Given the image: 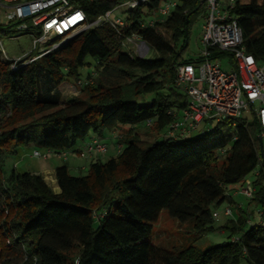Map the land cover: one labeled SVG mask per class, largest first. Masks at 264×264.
I'll use <instances>...</instances> for the list:
<instances>
[{"label": "trees", "instance_id": "1", "mask_svg": "<svg viewBox=\"0 0 264 264\" xmlns=\"http://www.w3.org/2000/svg\"><path fill=\"white\" fill-rule=\"evenodd\" d=\"M122 1L77 0V5L92 19ZM179 1L170 16L152 27L138 26L137 11L127 17L123 34L137 33L152 58L130 57L104 25L18 70L11 71L0 60L3 259L25 258V264H264V227L246 226L241 215L217 228L227 233L225 241L203 250L187 246L170 251L145 240L162 210L191 224L197 235L216 230L210 206L223 201L233 205L227 186L240 184L256 170L254 199L264 204V156L260 128L252 116L233 128L225 121L197 136L161 137L139 145L138 126L163 132L173 119L167 111L181 110L187 103L173 85L174 68L189 63L181 55L190 17L200 5ZM234 13L246 52L264 64V0H236ZM14 25L0 24V39L14 32ZM87 57L100 75L97 84L83 86L85 98L62 102L57 89L64 80L90 77L91 71L84 78L79 74ZM229 61L235 68L230 56ZM102 78L112 79L114 86H106ZM134 97H149L150 103L140 106ZM120 125L129 128L118 137L117 156L92 160L84 176L70 175L66 166L55 169L59 193L39 175L12 170L4 177L1 172L6 157L22 146L67 152L90 135L102 141ZM94 213L103 216L96 219ZM233 235L238 237L235 243L230 241Z\"/></svg>", "mask_w": 264, "mask_h": 264}, {"label": "built area", "instance_id": "2", "mask_svg": "<svg viewBox=\"0 0 264 264\" xmlns=\"http://www.w3.org/2000/svg\"><path fill=\"white\" fill-rule=\"evenodd\" d=\"M203 10V24L199 34V60L189 63L177 64L174 68V87L186 98V106L181 110H168L172 116L171 122L166 126L161 137L167 140H181L194 133L209 131V125L225 121L235 127L238 120L247 118L245 112L254 117L259 125V138L264 141V64L246 52L243 46L241 29L235 17L236 0H196ZM177 3L169 0H124L103 14L89 19L85 12L77 5V0H0V24L14 23V32H21L9 36L8 41L17 40L21 36H28L31 47L28 53L35 51V56L28 57V53L14 55L4 49V38L0 39V60L8 63L11 71L26 66L44 54L59 48L62 44L72 40L79 34L108 26L115 37L120 41L121 47L130 57L146 58L149 47L137 33L124 35L122 30L128 25L127 17L131 12H138L137 24L140 28L152 27L162 22L177 7ZM165 3L163 6L162 4ZM123 7L127 15L125 18H110L111 13ZM152 12L153 19L144 21V16ZM53 37L58 41L47 44ZM225 53L228 59V70L222 68V56ZM27 55V56H26ZM30 55V54H29ZM216 56V57H215ZM229 56L235 63L230 64ZM95 73L88 79H78L76 84L83 87L92 84ZM147 126L150 121L145 122ZM107 151V145L98 137L93 136L86 142L80 151L85 159L96 160ZM121 145L117 146V153ZM32 157L48 159L58 157L66 160V152H55L48 149H33ZM254 176L256 177L257 174ZM254 180L245 178L234 195H241L253 201L255 197ZM226 195L230 196L227 191ZM242 206V205H241ZM241 206L238 207L241 209ZM222 214L234 220L231 207L224 208ZM258 222L245 219V224H257L264 227V211H258ZM103 215L93 214L94 218ZM217 214L212 213V218ZM231 242H237L238 237L233 236Z\"/></svg>", "mask_w": 264, "mask_h": 264}, {"label": "rangeland", "instance_id": "3", "mask_svg": "<svg viewBox=\"0 0 264 264\" xmlns=\"http://www.w3.org/2000/svg\"><path fill=\"white\" fill-rule=\"evenodd\" d=\"M171 3H177L179 0H169ZM163 6L165 3L162 4ZM127 15L126 10L121 7L116 10H114L110 18L113 19L115 17L125 18ZM153 19L152 12L148 15L144 16V21L149 22ZM1 23H6L5 19H1ZM203 24V10L198 11L196 14L192 15L190 17V25L187 31V42H186V48L184 52L181 55V59L183 61L187 62H195L199 60V50H200V44H199V34L201 31V26ZM17 34H22L21 32L16 33H6L2 35L1 37L4 38L3 44L4 49L6 52L14 54V55H20L28 53L27 50L31 47V40L28 36H21L17 40L8 41L6 39L9 36H14ZM53 41H47V44H52ZM30 54V55H29ZM28 57L35 56V51L30 52L27 54ZM26 55V56H27ZM148 58L153 57V52L149 53ZM222 68L228 70V59L227 57L222 58ZM95 65L94 60L91 57H87L84 61V66L79 69L80 77L84 78V76L88 72L95 73L93 67ZM25 67V66H23ZM22 68V67H21ZM99 73H95L94 79L92 80V85L97 84V78H99ZM104 84L107 86H114V81L112 79H106L102 78ZM77 79L74 78H67L64 80L59 86H58V92L60 93V99L62 102H67L68 100H71L73 98H85L86 94L82 90L83 87H80L76 84ZM132 101H135L140 106H146L150 103L149 97L148 99H142L141 97H134L131 99ZM245 116L248 119H251V116L248 112H245ZM215 124L209 125V128H214ZM129 128L128 125H120V128L116 131H119V135L125 133V131ZM138 135L139 137V145L141 147L149 145V143L153 141H159L161 139V136L163 132L157 133L155 131H149L148 129L142 128L141 126H138ZM165 131V129H164ZM230 131H232V128H230ZM197 133H194L192 136H197ZM118 137L114 138L112 143L107 140V151L103 155L99 156L98 159L102 162L107 161L109 158L117 156V141ZM77 145L74 146V149H76ZM19 149V150H18ZM17 151L22 150H28L30 147H20ZM21 156V155H20ZM19 155H11L6 157L3 165L1 166V172L4 175V177H7L9 173L14 170L17 173L23 172V166L24 165H35L37 163L43 164L47 161H43L42 159H36V158H28L24 157L20 161L18 159L20 158ZM50 159V158H49ZM48 159V160H49ZM51 159H54V157H51ZM90 159H79L77 161L76 168H72L71 163L69 160L63 162L58 161L61 164L66 163L69 174L73 176H84L87 174L88 167L90 164ZM254 172L250 173L246 176L247 179L254 180ZM239 183L229 185L227 186V191L230 193L231 199L234 202L233 205H230L227 201H223L219 204H212L210 206L211 212H215L217 214V217L213 219V226L216 228V230L212 232H206L201 235H197L192 231L191 224L189 223H180L176 219L170 217L167 213V211L162 210L159 214V217L157 221L153 224V231L152 234L145 238V240L149 241L152 245L158 246L161 248H164L166 250L170 251H177L183 247L187 246H193L200 250L205 249L206 247L210 245H216L220 244L221 242L225 241L227 238V233L223 232L222 230H217V228L223 227L225 224L227 218L222 214L225 207L229 206L231 207L232 211L234 212V216L238 217L239 215L243 216L245 219L250 218L251 222H258L259 217L257 215L258 211H264V204H261L257 202L255 199L253 201H249L245 197L241 195H234V189H237L239 187ZM3 187V183L0 182V203L3 202L4 198L1 195V189ZM255 198V197H254ZM237 204H241L243 207V211L238 207ZM95 226V225H94ZM248 226V224H246ZM234 236V235H233ZM232 236V237H233ZM231 240V239H230ZM8 245V242L6 246ZM15 258V257H14ZM13 256L4 257V259L0 256V264H25V258L14 261ZM14 262V263H13Z\"/></svg>", "mask_w": 264, "mask_h": 264}, {"label": "crops", "instance_id": "4", "mask_svg": "<svg viewBox=\"0 0 264 264\" xmlns=\"http://www.w3.org/2000/svg\"><path fill=\"white\" fill-rule=\"evenodd\" d=\"M119 131H112V132H106L104 134V139H102V141L108 145L107 143V140H109L111 143L113 141L114 138L116 137H120L119 136ZM94 135H90L88 136V138L86 139V142H88ZM85 141L84 142H80L77 144V147L76 149H71L69 151L66 152V160H63L61 158H58V157H54V159H45V161H47L46 163H43V164H35V165H24L22 168H23V172H29V173H32V174H36V175H39L42 180L45 182V184L51 188V190L54 192V193H59L60 192V189L57 185V182H56V179H55V175H54V172H55V169L59 166H66V163L64 164H61L59 163L58 161H67L69 160V162L71 163V166L72 168H76L77 166V161L79 159H81L82 157L80 156V151L82 150L84 144L86 143ZM30 147V146H29ZM33 147H30V149L28 150H22V151H17L16 150V153L15 155H21L20 158L18 159V161H20L21 159H23L24 157H28V158H34L32 157L31 153L33 151ZM19 150V149H18ZM84 159V158H82ZM44 161V159H42ZM92 162V160L90 161V163ZM68 169V167H67ZM68 172H69V169H68ZM22 173V172H21ZM258 175V170H256V173ZM257 177V176H256ZM238 206L241 204H237ZM241 211H243V207L241 206Z\"/></svg>", "mask_w": 264, "mask_h": 264}, {"label": "water", "instance_id": "5", "mask_svg": "<svg viewBox=\"0 0 264 264\" xmlns=\"http://www.w3.org/2000/svg\"><path fill=\"white\" fill-rule=\"evenodd\" d=\"M259 148H260V154L261 157L264 156V148H262V140L259 138Z\"/></svg>", "mask_w": 264, "mask_h": 264}]
</instances>
